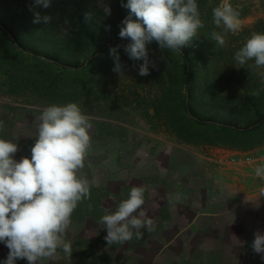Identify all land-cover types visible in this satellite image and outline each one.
Listing matches in <instances>:
<instances>
[{
    "label": "trees",
    "instance_id": "obj_1",
    "mask_svg": "<svg viewBox=\"0 0 264 264\" xmlns=\"http://www.w3.org/2000/svg\"><path fill=\"white\" fill-rule=\"evenodd\" d=\"M104 3L112 9L110 16H105L99 0H53L50 8L37 9L53 16L46 25L33 23V0H0V66L6 85L17 94L68 103L92 94L97 86L102 89L110 76L119 74L113 71L110 47L120 46L123 72L132 63L139 66L143 61L129 58L124 52L129 41L119 36L128 10L121 6V0ZM197 3L204 27L180 52L161 50L156 42L148 45L156 67L147 76L159 91L152 101L155 114L187 144L241 151L263 146L264 116L253 90L254 61L239 65L234 55L242 44L219 46L212 39L214 31L223 32V27L213 22V9L221 0ZM231 4L239 18L247 15L244 5L238 6L236 0ZM89 12L92 19L85 22L84 15ZM263 27L261 19L253 28L260 32ZM26 37L37 38L42 50L38 52V45L29 44ZM101 42L106 46L100 48ZM91 54L84 64H73ZM249 115L256 121L243 128L236 124Z\"/></svg>",
    "mask_w": 264,
    "mask_h": 264
},
{
    "label": "clouds",
    "instance_id": "obj_2",
    "mask_svg": "<svg viewBox=\"0 0 264 264\" xmlns=\"http://www.w3.org/2000/svg\"><path fill=\"white\" fill-rule=\"evenodd\" d=\"M33 3V23H51L53 16L37 9L50 8L53 0H33ZM99 3L105 16H110V5L104 0ZM121 6L128 14L119 36L129 41L124 46L129 58L143 61L138 66L141 76L149 75L151 68L156 67L149 57V44L156 42L161 50L180 52L204 27L197 0H121ZM92 16L91 12L85 13V22ZM213 22L217 27L223 26L225 33H235L241 28L239 12L229 0H221L213 9ZM63 31L68 34L67 28ZM212 39L219 46L225 44L221 32L214 31ZM119 47H110L109 53L114 60L113 71L123 75ZM234 59L239 65L254 61L257 68H264V32L252 33L235 52ZM259 75L264 78V72ZM39 121L30 157L16 160L13 154L18 145L0 137V243L9 249L0 264H17L18 259L42 264L44 259L61 252L71 256L72 243L65 233L78 203L90 195V182L80 174L91 146L90 118L77 103L68 102L46 106ZM254 172L264 180V163L258 164ZM179 199L180 194L175 193L169 202ZM144 203L145 189L133 186L114 210L105 209L99 222L106 228L105 240L109 244L127 242L133 236L140 239L143 235L140 230L144 228L154 231L153 219L142 208ZM251 247L255 253L264 255V231L255 233Z\"/></svg>",
    "mask_w": 264,
    "mask_h": 264
},
{
    "label": "rangeland",
    "instance_id": "obj_3",
    "mask_svg": "<svg viewBox=\"0 0 264 264\" xmlns=\"http://www.w3.org/2000/svg\"><path fill=\"white\" fill-rule=\"evenodd\" d=\"M229 2L231 3V0ZM236 3L238 6L244 5L248 13L239 18L241 24L239 31L225 33L223 30L222 33L225 35L226 44L243 46L252 33H257L253 28L256 22L264 19V0H236ZM260 32H264V27ZM29 38L26 37L25 40L29 44L38 45V52L42 50L44 46L36 41L37 38H34L35 40L32 39L33 36ZM105 46V43H99L100 48ZM93 55L73 64H84ZM253 67L256 73L253 80L256 87L253 90L259 100L256 104L264 116V78L259 75L260 72H264V68H257L255 64ZM4 73L0 66V137L18 145V151L13 155L16 160H20L25 156H31V147L38 135L39 116L42 110L50 104L63 105L67 102L46 97L34 98L25 93L17 94L6 85L7 77ZM101 88L105 91L97 86L92 94L74 101L90 118L93 127L90 130L91 146L85 157V166L80 170V174L90 182V195L78 203L65 233L66 239L72 243V255L65 256L61 252L53 258L44 259L42 264H141V259L146 262L144 264H148L147 259L144 261L143 249L149 248L143 247V244L148 236H154L153 232L142 229L140 231L143 235L140 239L133 236V239L127 242L109 244L105 240L107 231L99 222L100 218L105 214V209L112 211L121 200L126 199L133 186L143 188L145 186L153 190L158 201L166 200L161 197L169 193L166 201H170L172 194L184 189L185 184L182 182L179 184L174 178H172L174 182L169 183L167 178L159 180L156 177L153 163L146 162L144 155H139L145 143H148L151 149L166 148L168 145L206 149L203 145H191L178 139L155 114L152 101L159 95L158 88L147 75H139L138 65L132 63V67L123 72V75L110 76ZM256 119L254 115H249L246 121L236 124L243 128ZM208 184L204 187L208 185L211 188L213 185ZM189 192L193 196V190ZM147 201L145 198L142 207L146 206ZM246 242L239 253L243 257L256 254L249 241ZM159 250L160 248H156V251ZM8 252L6 245L0 243V260L5 259ZM162 253L163 250L159 253L161 260L167 256V253L161 256ZM178 259L176 256L174 264H177ZM205 262L214 264L210 261ZM17 264L28 262L25 259H18Z\"/></svg>",
    "mask_w": 264,
    "mask_h": 264
},
{
    "label": "crops",
    "instance_id": "obj_4",
    "mask_svg": "<svg viewBox=\"0 0 264 264\" xmlns=\"http://www.w3.org/2000/svg\"><path fill=\"white\" fill-rule=\"evenodd\" d=\"M150 147L145 143L139 155L153 163L156 177L182 182L185 187L177 192L180 199L170 203L166 201L170 193L161 197L166 200L158 201L156 192L144 186L148 201L142 208L154 221V236L143 244L149 248L143 249L144 261L174 264L177 256V264H264V255L243 257L239 253L246 241L251 246L257 231H264V180L254 172L264 145L249 151ZM247 157L251 162L244 161ZM208 183L213 184L211 188ZM162 250L161 256L167 253L163 260L159 256ZM140 263L146 262L141 259Z\"/></svg>",
    "mask_w": 264,
    "mask_h": 264
},
{
    "label": "built area",
    "instance_id": "obj_5",
    "mask_svg": "<svg viewBox=\"0 0 264 264\" xmlns=\"http://www.w3.org/2000/svg\"><path fill=\"white\" fill-rule=\"evenodd\" d=\"M262 157H264V153L259 157V160H258L259 164L264 163V159H261ZM233 161H237V159L233 158ZM244 161L249 163L251 162V158L247 157L244 159Z\"/></svg>",
    "mask_w": 264,
    "mask_h": 264
}]
</instances>
